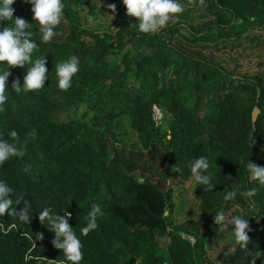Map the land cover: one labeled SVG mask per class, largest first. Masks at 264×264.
<instances>
[{"label": "trees", "instance_id": "trees-1", "mask_svg": "<svg viewBox=\"0 0 264 264\" xmlns=\"http://www.w3.org/2000/svg\"><path fill=\"white\" fill-rule=\"evenodd\" d=\"M102 1L115 5L113 29L92 31L82 25L80 10L88 5L93 13V0H63L68 32L47 44L27 13L29 4L15 0L12 5L14 17L31 23V38L39 45L34 58L45 54L48 79L41 90L16 94L11 82L22 83L28 65L10 67L0 131L15 129L17 137L4 138L24 155L0 165V179L24 194L31 220L25 224L7 213L0 217V264H61L62 252L51 243L54 233L38 219L43 207L57 215L71 213L69 224L83 245L80 264H219L206 254L211 237L234 235L230 225L221 228L213 216L235 207L229 217H247L249 243L243 250L236 243L222 264H250L256 251L264 252V186L246 168L247 161L264 166V72H234L222 61L187 51L174 37L190 43L259 41L254 30L264 29V0H178L183 11L175 21L150 34L138 31L139 21L127 15L122 0ZM197 5L205 16L193 15ZM9 23L0 21V26ZM73 54L80 57V70L72 86L60 90L56 65ZM89 91L96 97L81 117L57 118L62 107L78 103ZM153 105L165 113L168 130L155 125ZM124 115L138 132L140 148L150 154L160 147L165 153V189L125 168L123 163L148 169L154 154L142 159L132 151L118 152L113 128ZM201 155L210 162L214 188L195 184L198 217L175 222L171 171L183 181L194 180L190 162ZM233 187L237 197L225 202ZM252 187L257 188L254 197L239 195ZM92 204L101 205L104 216L96 230L82 236L79 229ZM182 233L192 234L195 242ZM255 264H264V258Z\"/></svg>", "mask_w": 264, "mask_h": 264}, {"label": "clouds", "instance_id": "clouds-1", "mask_svg": "<svg viewBox=\"0 0 264 264\" xmlns=\"http://www.w3.org/2000/svg\"><path fill=\"white\" fill-rule=\"evenodd\" d=\"M31 5L32 19L39 25L38 31L41 33V43H49L53 37L59 33L57 26L65 21V4L63 0H24ZM15 0H0V21L10 22L0 26V111L5 107L9 99L8 78L11 75L10 67H25L28 65L23 75V82L13 79L11 91L16 94H27L30 91H38L44 88L45 80L48 79V69L46 67L45 54H40L34 58V53L38 52L39 45L32 39L33 32L30 25L22 17H14L12 5ZM126 8L127 15L135 17L138 23V31L150 34L163 29L167 23L176 18L175 14L183 11V6L178 0H122ZM110 9H115L114 4L108 5ZM89 22H93L92 16L88 17ZM80 70V57L70 55L66 60L57 63L56 78L57 87L60 90H68L72 86L73 76ZM47 74V75H46ZM158 126L168 130L165 113L158 109ZM170 118V114H168ZM15 138L18 132L15 129L0 131V165L11 160L13 157L24 155L17 143L9 142L4 137ZM171 138L170 130L167 136ZM210 162L207 156L195 157L190 162V172L197 186L214 188ZM246 168L251 174V178L260 186H264V166L247 161ZM27 171V169H25ZM257 188L252 187L240 192L239 195L252 198L256 195ZM238 195L235 187L228 190L223 196L225 202L234 200ZM18 205H21L17 208ZM31 205L25 200L23 193L16 190L5 179H0V217L5 213L9 217H15L19 222L28 224L31 220ZM71 213L65 211L63 215L52 212L50 207H43L38 212V219L54 233L51 243L62 252L61 264H80L84 257L83 245L80 237L76 234L73 226L69 224ZM104 216V210L99 204H92L90 210L83 217L85 224L79 229L82 236H87L90 231L98 228V219ZM214 223L221 228L230 225L234 239L240 249H245L249 243L248 231L249 222L247 217L242 215L227 216L223 209L218 210L213 216ZM264 258V252L256 251L250 258V264H255L256 259ZM40 260V259H38ZM41 262V260H40ZM42 264V262H41Z\"/></svg>", "mask_w": 264, "mask_h": 264}, {"label": "rangeland", "instance_id": "rangeland-1", "mask_svg": "<svg viewBox=\"0 0 264 264\" xmlns=\"http://www.w3.org/2000/svg\"><path fill=\"white\" fill-rule=\"evenodd\" d=\"M93 2L95 3L93 13L88 12V5H84L82 10H80L79 15L82 25L92 31L113 29L116 25V20L113 17L111 9L108 7V5L113 3L102 0H93ZM101 4H103V11L98 10V7ZM26 10L29 15L33 16L30 4L27 6ZM204 14H206V12L201 5H197L193 8V15L196 17L200 15L205 16ZM89 16L94 18L93 22H89ZM175 19L176 18L170 20L165 27L173 23ZM161 30L162 29L157 30L156 32ZM57 31L59 34L53 37V40H62L68 32L66 19L63 23L57 26ZM254 32L259 35L260 40L250 44L243 41L233 40H224L219 43H190L185 42L178 35L174 37V40L187 51L203 55L215 62L222 61L224 66L229 70L251 74L264 72V29H257L254 30ZM95 97L96 94L92 91L83 94L82 99L78 103L72 106L62 107V109L57 112V118L59 120H66L72 117H81L80 112L88 109V107L94 102ZM84 120H89V116H86ZM113 131L120 139L119 143L116 145L118 152L120 149H123L124 154L132 151L134 156L142 154V159L148 157L146 155L148 154L147 151L140 148L138 132L132 128L130 119L127 116H121L115 121ZM90 142L91 146L94 145L93 139H90ZM150 151L151 152L148 155L154 154V162L148 169H143L139 166L128 168L126 163L123 164L132 174L136 176L148 177L152 181L158 183L161 188L165 189L167 187V181L165 180L162 172L165 166V153L160 147L156 150ZM168 182L172 187L173 201L175 203L172 219L175 222H182L187 218L196 219L199 215V210L197 200L193 194V186L195 185L194 180L183 181L178 177L177 173L172 170ZM233 209H235V207L227 211L226 215L229 216ZM200 230L203 232L206 231V228L200 227ZM235 244L236 242L234 238L229 233L225 232L221 235L214 234L210 239V247L206 252L207 257L215 260L219 264H222L226 261L227 255L234 250Z\"/></svg>", "mask_w": 264, "mask_h": 264}, {"label": "built area", "instance_id": "built-area-1", "mask_svg": "<svg viewBox=\"0 0 264 264\" xmlns=\"http://www.w3.org/2000/svg\"><path fill=\"white\" fill-rule=\"evenodd\" d=\"M157 108L161 110V108L159 106L153 105L152 106V112H151V116H152V119H153L155 125H158L157 121L159 120V112H158ZM182 237L188 239L192 244L196 240L192 234L182 233Z\"/></svg>", "mask_w": 264, "mask_h": 264}, {"label": "water", "instance_id": "water-1", "mask_svg": "<svg viewBox=\"0 0 264 264\" xmlns=\"http://www.w3.org/2000/svg\"><path fill=\"white\" fill-rule=\"evenodd\" d=\"M258 109L256 107L253 108L252 110V121L254 122L256 117H257Z\"/></svg>", "mask_w": 264, "mask_h": 264}]
</instances>
